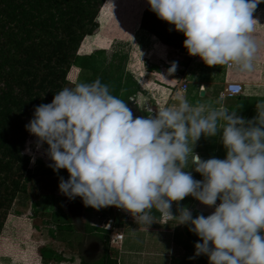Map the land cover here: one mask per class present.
<instances>
[{"label":"clouds","instance_id":"9594fccd","mask_svg":"<svg viewBox=\"0 0 264 264\" xmlns=\"http://www.w3.org/2000/svg\"><path fill=\"white\" fill-rule=\"evenodd\" d=\"M262 2L148 0L159 19L184 34L189 55L208 66L235 64L241 72L253 70V13ZM175 69L173 62L170 71ZM178 99L174 107L155 115L149 108L147 117L134 118L126 101L97 78L64 87L50 103L36 106L25 128L36 137L37 151L47 144L48 166L67 170L59 190L69 199L79 196L95 209L115 206L146 225L156 221L154 209L167 214L200 238L189 259L203 254L209 264H264V101L246 119L226 107ZM218 134L225 158L202 159L194 151L197 142ZM189 195L214 211L193 218L179 207L173 215L172 203L179 206Z\"/></svg>","mask_w":264,"mask_h":264},{"label":"rangeland","instance_id":"374dc122","mask_svg":"<svg viewBox=\"0 0 264 264\" xmlns=\"http://www.w3.org/2000/svg\"><path fill=\"white\" fill-rule=\"evenodd\" d=\"M144 4L146 0H104L97 15L98 30L80 41L76 49V60L67 71L64 87H73L78 82L91 83L100 78L102 83L109 85L112 95L123 100L132 98L137 102L134 103L135 117H147L150 114L148 107L152 110L151 114L155 115L157 108L137 95L135 81L130 77L132 69L137 76L147 75L149 80L158 78L150 71H158L163 73L164 79L171 81L178 78L181 68L177 57L161 60L159 52L151 47L149 37L138 29L137 19ZM173 62L176 63V69L170 71ZM118 73L122 74L120 79ZM113 78H118L116 85ZM35 140L36 137L28 132L24 154L30 157L35 155L36 160L52 163L43 154L47 144L37 151ZM36 160L34 164L30 163L17 198L3 220L0 229V264H8L12 260L21 264H63V261L68 264L69 257L72 258L70 261L78 260L76 254L99 263L100 248L97 243L99 250L96 253L93 248L86 246L85 254H82L81 249H85L84 242L87 245L93 241L85 234L89 228L96 226L105 233L106 230L102 228L103 214L99 213L102 208L85 206L81 197L69 199L62 194L59 190L62 169L58 173L51 169L49 173L43 174ZM193 177L203 179L201 176ZM67 200L74 202V207H77L70 214ZM178 214V210L173 212V215ZM180 226V230H183L186 225ZM91 234L99 233L92 231ZM174 239L179 247L183 246L182 254L185 253L181 264H190L189 257L194 255L195 243L178 231ZM39 247L44 248L40 258L35 255ZM109 249L114 247L109 246ZM115 252V249L112 250L113 255ZM193 260L203 264L209 261L203 254Z\"/></svg>","mask_w":264,"mask_h":264},{"label":"trees","instance_id":"16d2710c","mask_svg":"<svg viewBox=\"0 0 264 264\" xmlns=\"http://www.w3.org/2000/svg\"><path fill=\"white\" fill-rule=\"evenodd\" d=\"M103 2L0 0V229L31 163V157L23 152L28 134L25 125L36 106L50 103L64 87L80 41L98 30L97 15ZM137 27L157 40L159 48L164 49L162 57L180 53V72L184 71L191 56L183 46L186 37L174 25L159 19L150 10L148 0L140 11ZM36 161L43 174L52 169L50 163ZM68 176L67 170L62 169L60 177L66 180ZM92 231L99 234H91ZM189 233L188 230V236ZM85 234L100 248L99 263L76 254L78 260L70 261L69 257L68 264H116L107 231L102 233L93 226ZM43 249L37 248L38 258ZM19 263L12 260L8 264Z\"/></svg>","mask_w":264,"mask_h":264},{"label":"crops","instance_id":"0c3cea01","mask_svg":"<svg viewBox=\"0 0 264 264\" xmlns=\"http://www.w3.org/2000/svg\"><path fill=\"white\" fill-rule=\"evenodd\" d=\"M253 17L257 20V22H254L255 31L251 34L257 44L253 70L241 72L235 64L208 66L199 56L191 55L188 65L182 73L180 72V75L183 76L188 84L186 93L182 97L186 98L191 105L203 104L213 108L226 107L229 111L236 110L238 115L246 119H251L257 114V102L264 101V2L258 5ZM142 32L149 37L151 47L159 52L161 60L165 61L169 57H177L180 61V53L166 54L162 57L161 54L164 49L159 48L157 40L149 33ZM132 70L133 74L130 77L135 81L134 85L138 91H136L137 95L146 99L150 102L149 104L154 105L157 108L156 112L165 107H174L179 103V97L170 95V88L176 82L177 77L169 81L164 79L163 73L150 71V73L157 75L158 78L149 80L146 77L147 75L137 76L134 69ZM117 77L120 79L122 74L118 73ZM113 80L115 83L118 78H113ZM230 81L238 82L241 86V92L237 96L225 97L222 94V87L226 82ZM221 96L224 99L221 104H217L216 102ZM134 103L136 104L137 102L134 100ZM194 151L202 159L212 157L224 159L226 156V150L220 142L219 134L216 137H205L202 135ZM186 171H191L193 176H201L200 173L193 171L192 168L186 169ZM217 204H219V200ZM179 207L191 209L193 218L198 214L207 216L214 211V206H206L191 195L180 201L179 206L176 202H173L171 207L172 214ZM124 212L128 216L120 213L114 215L113 226L122 232V240L114 247L116 252L112 255L116 264H168L169 259H171L169 264H181L180 261L185 253L182 254L183 246L180 245L179 247L174 239L175 232L183 233L185 237H189L191 242H199L200 238L195 233L189 231L190 235H187L189 225L180 230L182 226L176 224L175 219H170L166 214L163 215L155 209L153 210V216L156 221L150 225L137 223L129 212L125 210ZM92 242L96 244L95 241ZM190 264L203 263L199 260L191 259Z\"/></svg>","mask_w":264,"mask_h":264},{"label":"built area","instance_id":"2783aa9c","mask_svg":"<svg viewBox=\"0 0 264 264\" xmlns=\"http://www.w3.org/2000/svg\"><path fill=\"white\" fill-rule=\"evenodd\" d=\"M187 85H188L187 81L183 78L182 75H179L176 82L170 88V95L174 97L184 96L187 90ZM233 89H238V92L234 93ZM240 92H241V86L238 82H233V81L226 82L222 87V94L225 97L237 96L238 94H240ZM99 211L100 214H103L102 228L107 231L108 245L111 247H116L118 243L121 242L122 240V232L120 230H117L113 226L114 215L120 213V214H124L125 216H128V214H126L123 209H119L115 206L103 207Z\"/></svg>","mask_w":264,"mask_h":264},{"label":"flooded vegetation","instance_id":"af4514ba","mask_svg":"<svg viewBox=\"0 0 264 264\" xmlns=\"http://www.w3.org/2000/svg\"><path fill=\"white\" fill-rule=\"evenodd\" d=\"M126 101V103H127V105L129 106V108L131 109V111H132V113H133V116H134V118H135V104H134V100L133 99H127V100H125ZM68 201V200H67ZM77 203H79V201H76ZM77 207H74V202H70V200L68 201V206H67V209H68V211H69V214H70V212L71 211H73L74 209H76ZM85 243V244H84ZM83 243V245L85 246V249H81V253L82 254H85V251H86V246L87 247H91V248H93L94 250H95V253L99 250L98 249V246H97V244H95L94 242H89L87 245H86V243L87 242H84Z\"/></svg>","mask_w":264,"mask_h":264},{"label":"water","instance_id":"95a60500","mask_svg":"<svg viewBox=\"0 0 264 264\" xmlns=\"http://www.w3.org/2000/svg\"><path fill=\"white\" fill-rule=\"evenodd\" d=\"M137 117H141V116L139 115V116H137Z\"/></svg>","mask_w":264,"mask_h":264}]
</instances>
